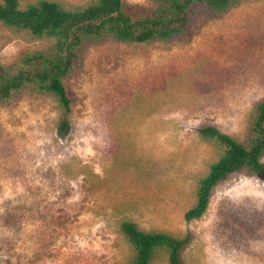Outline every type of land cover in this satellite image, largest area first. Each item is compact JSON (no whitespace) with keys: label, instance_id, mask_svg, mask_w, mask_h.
<instances>
[{"label":"rangeland","instance_id":"rangeland-1","mask_svg":"<svg viewBox=\"0 0 264 264\" xmlns=\"http://www.w3.org/2000/svg\"><path fill=\"white\" fill-rule=\"evenodd\" d=\"M39 46L0 23V61ZM67 84V133L54 96L0 107V264H124L123 220L189 234L183 264H264V169L228 177L202 218H185L223 153L199 129L243 139L264 100V0L200 11L169 42L92 47Z\"/></svg>","mask_w":264,"mask_h":264},{"label":"trees","instance_id":"trees-1","mask_svg":"<svg viewBox=\"0 0 264 264\" xmlns=\"http://www.w3.org/2000/svg\"><path fill=\"white\" fill-rule=\"evenodd\" d=\"M150 1L157 6L154 11L126 0H94L82 5L0 0V23L18 37L40 43L12 63L0 61V107L26 94L54 96L60 109L58 130L67 133L73 110L67 82L81 73L90 48L105 42H169L187 33L196 13H225L247 0ZM199 134L223 153L199 180L195 204L185 213L188 221L206 214L215 188L225 179L264 169V100L255 105L245 138L211 124L202 126ZM127 169L131 172L132 166ZM119 230L129 248L124 264H154L160 255L168 256L170 264H183L181 252L191 239L189 234L145 229L133 220H123Z\"/></svg>","mask_w":264,"mask_h":264}]
</instances>
